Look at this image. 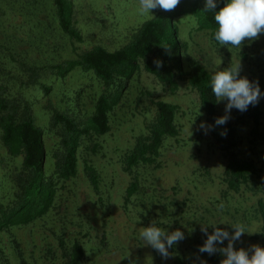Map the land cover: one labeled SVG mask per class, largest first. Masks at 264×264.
Listing matches in <instances>:
<instances>
[{
	"label": "rangeland",
	"instance_id": "rangeland-1",
	"mask_svg": "<svg viewBox=\"0 0 264 264\" xmlns=\"http://www.w3.org/2000/svg\"><path fill=\"white\" fill-rule=\"evenodd\" d=\"M70 1L72 22L79 32V40L69 38L59 30L56 20L50 16L52 0H0V79H10L8 91L20 96H23L20 93L23 91L28 103L33 106L31 114L34 121L45 131L47 174L53 170L52 153L58 141L54 133L48 134L51 110H67L84 119L92 112L95 100L103 90V85L92 71H83L76 66L64 73L52 66L77 58L95 46L111 51L118 49L128 43L138 27L147 20L138 15V0ZM161 11L165 12L159 8L153 10L152 15ZM175 20L181 40L187 42V53L196 57L212 75L239 61L238 78L253 79L247 69L253 66V71L257 72L254 77L260 78L264 85V77H260L261 72L264 74V33L255 40L243 42L246 46L241 45V48L246 47L248 56L242 60L239 59L238 49L211 43L208 33L197 30L191 17ZM32 66L40 67L38 80L52 86L47 94L35 86H27L29 78L25 77ZM159 100L178 106L175 122L179 129L176 139L179 141L173 138L166 140L159 157L160 165L156 168H136L135 174L140 182L150 184L151 179H156L157 195L152 197L151 204L147 196L144 200L143 196L133 197L132 205L142 209L146 203L149 204L151 222L157 221L160 228L170 232L176 224L173 220L175 215L169 214L170 210L165 213L163 205L172 197L180 199L191 195L188 193L191 187L189 177L194 171L199 183L208 177L204 174L206 169L217 178L224 169L225 160L218 153L208 155L204 149L208 132L205 134L197 130L204 120L198 114L202 111L196 92L185 80H179L177 88L171 91L154 75L146 72L143 61H139V69L126 82L118 103L109 114V131L81 142L76 176L58 181L53 205L45 215L1 233L0 251L7 257L10 253L19 260L20 257L17 258L13 252L18 247L27 264H62L58 247V238L62 236L67 245L75 239L83 244L88 254L82 264H129L130 260L133 264H164L159 253L150 251L140 239L139 233L148 223L142 219L139 221L123 209L124 191L130 175L121 163V157L133 147L137 137L147 132V125L156 115L155 102ZM225 104L226 100L220 101V115L225 113ZM194 117L190 128L192 134L189 135L188 126ZM86 163L91 164L97 173V189L93 188L85 173ZM19 165V157L9 156L0 141L2 202L9 200L13 190L11 175ZM172 185L178 189L174 191ZM205 186V189L203 186L199 190L200 195H206V190L212 191V188L209 189L213 186L212 182H207ZM166 214L172 219L168 221L169 226ZM127 253L129 257L122 258Z\"/></svg>",
	"mask_w": 264,
	"mask_h": 264
},
{
	"label": "trees",
	"instance_id": "trees-1",
	"mask_svg": "<svg viewBox=\"0 0 264 264\" xmlns=\"http://www.w3.org/2000/svg\"><path fill=\"white\" fill-rule=\"evenodd\" d=\"M227 2L228 0H216L215 9L204 11L205 0H180L174 10L158 12L154 18L145 20L131 40L122 47L111 51L95 46L77 58L54 64L53 68L64 73L76 66L83 71H92L103 85V90L96 98L92 112L84 119L77 118L67 110H51L48 134L54 133L58 141L55 144L56 150L52 153L54 162L50 174L46 173L48 149L45 131L34 121L31 114L33 106L28 103L23 91L20 92L23 96L8 91L10 79H0V141L9 156L20 159L19 167L11 175L13 190L9 200L0 201V234L7 233L14 227L27 225L50 210L58 181H67L77 174L81 142L109 131V114L118 103L124 85L139 69V61H143L144 70L167 85L171 91L177 88L179 80H185L196 92L204 123L213 126L208 131L204 149L208 155L218 153L225 160L224 169L217 178L212 177L206 169L204 174L208 177H204L202 183H199L194 171L189 177L191 187L188 193L191 195L180 199L172 197L163 205L165 213L170 210L169 214L175 215L173 220L176 223L170 232H166L179 229L187 237L168 249V259H163L159 254L160 260L164 264H221L225 259L221 253L209 255L198 251L207 239L201 232L203 224H216V227L231 234L234 231L231 225L242 223L251 234H242L240 240L234 242V250L244 249L251 256L253 246L264 248V95L257 104L249 105L244 112L231 109L230 119L226 124L215 125V119L225 113L220 115V102L216 101L211 91L212 74L196 57L187 53V42L181 40L175 20L184 16L191 17L196 29L206 31L210 42L217 46L214 41L217 29L214 15ZM49 8L52 11L50 16L56 20L59 30L69 38L79 40V32L72 22L71 1L52 0ZM245 48L238 49L239 59H247ZM31 68L25 77L29 78L27 86H35L43 94H47L52 86L38 80L40 67ZM247 69L255 79L249 81L257 82L261 93H264L261 79H256L253 75L257 74L253 71L254 67ZM260 77H264L262 72ZM18 81L21 82L19 79ZM155 105L156 115L147 125V132L138 136L133 147L121 157L123 169L130 175L124 191L123 209L126 213H132L139 221H146V227L153 223L159 227V224L157 221L151 222L149 204L146 203L142 209L137 208L132 205V198L143 196L144 200L147 196L151 204L153 201L150 200L157 195L154 186L156 179H151L150 184L140 182L135 174L136 168H156L160 165L159 157L166 140L173 138L179 141L176 139L179 129L175 122L178 106L163 100L156 101ZM225 130L226 136H221L220 133ZM84 169L91 185L97 189L98 179L94 167L86 163ZM207 182L213 183V186H209L212 191L206 190V195H200L199 190L203 186L205 189ZM172 189L176 191L178 187L172 185ZM158 198L159 196L156 199ZM169 214H166L167 224L172 220ZM212 232L213 227L209 225L208 234ZM227 244L228 241L225 240L223 244L217 243V247H226ZM146 246L154 251L151 246ZM58 247L62 264H82L86 261L88 253L77 239L67 245L64 238L59 236ZM13 252L17 254V258L20 257L19 260L10 253H7V257L0 251V264H27L18 247Z\"/></svg>",
	"mask_w": 264,
	"mask_h": 264
},
{
	"label": "clouds",
	"instance_id": "clouds-1",
	"mask_svg": "<svg viewBox=\"0 0 264 264\" xmlns=\"http://www.w3.org/2000/svg\"><path fill=\"white\" fill-rule=\"evenodd\" d=\"M179 3L180 0H138L137 12L140 17L151 19L154 18L152 15L153 10L159 8L164 11H172ZM215 8L216 0H205L204 11H212ZM214 20L217 25L214 32V41L219 46H230L239 49L245 40H255L260 34L264 33V0H228L224 7L215 12ZM240 68L238 61L225 70L215 71L211 77V91L216 101L226 100L225 115L215 119V125L217 126L226 124L230 119L231 109L235 108L244 112L249 105L254 106L257 104L261 96L264 95V93H261L257 82H250L244 77L238 78ZM198 114L202 115L199 112ZM195 117L188 126L189 135L192 134L190 128L195 121ZM212 128V125L202 122L197 130L207 134ZM220 135L226 136V130L221 132ZM209 225L213 227L212 234H208ZM215 225H201V232L207 239L199 247L198 251L200 253L209 255L217 252L221 253L225 257L221 264H264V248L253 246L251 256L244 249L234 250V242L239 241L242 234L249 233L244 224L231 225L234 229L231 234ZM139 236L146 245L156 250L163 259L169 258V248L185 239L184 233L179 229L168 233L157 227L155 223L152 226L142 228ZM225 240L228 241L227 246L218 248L217 243L223 244ZM127 257H129V253L122 258ZM129 264H133V262L130 260Z\"/></svg>",
	"mask_w": 264,
	"mask_h": 264
}]
</instances>
